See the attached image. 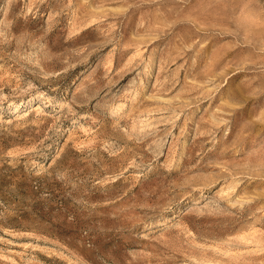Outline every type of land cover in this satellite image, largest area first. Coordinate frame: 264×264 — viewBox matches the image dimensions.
Instances as JSON below:
<instances>
[{"label": "rangeland", "instance_id": "rangeland-1", "mask_svg": "<svg viewBox=\"0 0 264 264\" xmlns=\"http://www.w3.org/2000/svg\"><path fill=\"white\" fill-rule=\"evenodd\" d=\"M0 264H264V0H0Z\"/></svg>", "mask_w": 264, "mask_h": 264}]
</instances>
